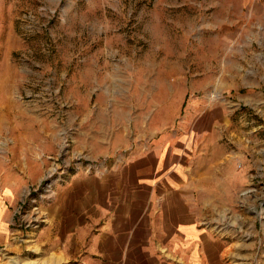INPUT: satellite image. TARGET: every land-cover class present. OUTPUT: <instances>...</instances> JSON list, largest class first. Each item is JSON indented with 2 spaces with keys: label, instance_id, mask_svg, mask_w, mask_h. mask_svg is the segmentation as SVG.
Masks as SVG:
<instances>
[{
  "label": "rangeland",
  "instance_id": "obj_1",
  "mask_svg": "<svg viewBox=\"0 0 264 264\" xmlns=\"http://www.w3.org/2000/svg\"><path fill=\"white\" fill-rule=\"evenodd\" d=\"M143 157L207 188L209 264H264V0H0V264Z\"/></svg>",
  "mask_w": 264,
  "mask_h": 264
},
{
  "label": "crops",
  "instance_id": "obj_2",
  "mask_svg": "<svg viewBox=\"0 0 264 264\" xmlns=\"http://www.w3.org/2000/svg\"><path fill=\"white\" fill-rule=\"evenodd\" d=\"M132 163L136 167L131 175L112 177L96 215L84 213L80 227L64 226V218L47 227L43 238L53 240L50 256L44 253L47 239L41 240L43 264H209V240L205 233L193 232L199 226L192 205L207 188L200 179L193 183L182 166L161 176L155 160L143 157ZM2 200L0 192V246L6 248L9 228ZM215 259L210 264L219 263Z\"/></svg>",
  "mask_w": 264,
  "mask_h": 264
}]
</instances>
